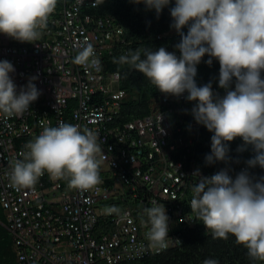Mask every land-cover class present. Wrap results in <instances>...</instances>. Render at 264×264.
Returning <instances> with one entry per match:
<instances>
[{
	"label": "built area",
	"instance_id": "obj_1",
	"mask_svg": "<svg viewBox=\"0 0 264 264\" xmlns=\"http://www.w3.org/2000/svg\"><path fill=\"white\" fill-rule=\"evenodd\" d=\"M92 3L64 0L35 43L0 33V59L14 64L17 91L32 77L41 91L22 115L0 113V199L19 264H119L179 246L187 224L197 220L190 209L199 180L193 173L214 174L191 156L203 125L191 115L195 102L185 99L187 93L164 96L152 114L122 121L127 92L118 86L121 74L106 69V54H114L111 40H120L124 31L111 18L83 15L82 8ZM87 43L94 45L99 71L74 63ZM215 91L224 94L220 87ZM71 100L72 124L98 136L102 182L89 190L75 189L67 177L45 172L32 187L13 185L12 163L24 158L27 144L45 126L71 122L65 113ZM246 153L254 155L250 146ZM225 167L231 175L233 168ZM153 201L165 206L170 217L166 248L148 240L151 226L144 209ZM113 206L118 213L110 210Z\"/></svg>",
	"mask_w": 264,
	"mask_h": 264
},
{
	"label": "clouds",
	"instance_id": "obj_2",
	"mask_svg": "<svg viewBox=\"0 0 264 264\" xmlns=\"http://www.w3.org/2000/svg\"><path fill=\"white\" fill-rule=\"evenodd\" d=\"M104 2L93 0L81 12L91 15L89 7H98ZM131 2L154 10L157 18L166 7L173 5V0ZM57 6L58 0H0V33L22 43H35L40 40L50 16L62 8ZM169 11L170 28L181 38L175 45L178 51H169L164 46L128 50L125 28L115 23L114 18L103 16L111 18L124 31L120 40H111L112 50L120 43L125 54L129 52L118 59L114 57L113 62L133 66L161 92L151 101L155 110L164 96L180 97L187 93L185 99L195 102L190 113L197 124L203 125L201 132L207 129L213 133L211 151L205 157L207 164L217 161L229 164L230 142L233 146L236 144L238 155L232 168L237 171L243 164L247 167L234 177L228 167L210 176L197 169L193 174H199V180L193 187L190 209L214 237L227 238L231 234L253 260L264 261V176L258 175L260 167L264 168V0H174ZM166 35L159 34V37ZM206 55L209 66L214 59L219 61V77L214 87L211 81L201 86L196 80L197 66ZM108 56L111 55L106 54V69L111 74H121L118 86L125 89L122 72L109 70ZM74 63L97 71L101 64L91 43L78 51ZM15 72L11 61L0 59V113L6 117L22 115L41 95L33 82L37 77H32L17 91L11 75ZM219 87L224 89L223 95L215 91ZM127 95L122 101V117ZM201 132L196 153L191 155L197 160ZM249 146L254 153L252 157L246 153ZM26 147L28 152L21 154L24 158L12 163L13 185L32 187L45 172L58 178L67 177L69 187L75 189L89 190L102 182L103 150L97 134L86 127L66 122L45 126ZM110 210L119 212L115 206ZM144 211L151 226L150 245L166 248L170 217L165 206L153 201ZM203 264H218V261L208 258Z\"/></svg>",
	"mask_w": 264,
	"mask_h": 264
},
{
	"label": "trees",
	"instance_id": "obj_3",
	"mask_svg": "<svg viewBox=\"0 0 264 264\" xmlns=\"http://www.w3.org/2000/svg\"><path fill=\"white\" fill-rule=\"evenodd\" d=\"M62 0H58V8L62 6ZM166 7L159 18L154 10H147L144 4H136L131 0H105L98 7H89L88 11L93 16H109L115 19V23L121 24L127 34L128 50L136 49H158L161 46L169 51H178L175 45L180 41V36L175 30L170 28L172 17L169 8ZM187 29L185 28V32ZM167 33L160 38L159 34ZM113 55L108 56L109 70L122 72V86L128 91L125 105L123 106V121L132 120L138 117H144L151 114L156 109L155 104H151L152 99L161 92L149 81L143 73L135 70L128 64L114 63L113 58H119L120 55H127L124 47L119 43ZM143 58V56H142ZM209 57L206 55L203 61L197 66L198 73L196 80L198 85H204L209 81L213 87L219 77V61L213 60L211 66L206 61ZM75 102L70 101L68 110L65 111L67 119L71 121L73 116ZM69 123H72L69 122ZM213 133L207 129L201 132V144L198 148V162L210 172H217L224 166L233 167L235 156V146L230 142V156L232 160L229 164L217 161L215 164H207L205 157L211 151V136ZM239 157V156H238ZM244 160L243 157H239ZM234 169V168H233ZM239 171L233 170L234 177ZM259 176H264V168L259 169ZM197 219V218H196ZM5 209L0 199V264H18V258L14 246L13 236L6 225ZM185 241L182 245L170 248L163 253L138 259L135 261L119 264H203L205 259L211 258L218 261V264H264L263 261L253 260L248 255V250L236 242V238L229 234L227 238H216L211 230L206 229L203 222L196 220L193 226L187 224L184 231ZM95 264H105L96 262Z\"/></svg>",
	"mask_w": 264,
	"mask_h": 264
},
{
	"label": "rangeland",
	"instance_id": "obj_4",
	"mask_svg": "<svg viewBox=\"0 0 264 264\" xmlns=\"http://www.w3.org/2000/svg\"><path fill=\"white\" fill-rule=\"evenodd\" d=\"M262 263H264V261Z\"/></svg>",
	"mask_w": 264,
	"mask_h": 264
}]
</instances>
